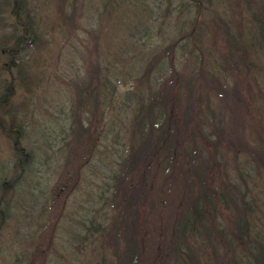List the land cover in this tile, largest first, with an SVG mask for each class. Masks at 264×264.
Masks as SVG:
<instances>
[{"label": "rangeland", "instance_id": "374dc122", "mask_svg": "<svg viewBox=\"0 0 264 264\" xmlns=\"http://www.w3.org/2000/svg\"><path fill=\"white\" fill-rule=\"evenodd\" d=\"M236 1L203 0L202 12L207 18L211 10L227 17L231 10L238 11L241 0L238 4ZM27 3L39 44L14 60L8 69L6 53L13 44L12 19L0 8V44L4 41V51L0 49V94L4 82L12 84L7 103L0 107V121L5 127L13 121L19 133L17 146L30 152V160L14 189L0 188V208L5 212L0 224V264H97L112 249L109 243H103L107 241L103 229H107L111 211L106 204L107 182L131 137L125 92L132 88L156 47L177 38L179 29L180 34L190 32L193 37L181 36L176 45V71L193 73L199 66L204 70L219 69L213 67L217 58L215 43L202 33V25L199 40H194L199 23L191 22L192 14L179 11L177 6L172 8L174 4L168 5L166 0ZM239 15L244 16L242 12ZM181 41L187 43L185 50L190 53L180 48ZM94 68L98 78L87 84V74H93ZM258 73V89H251L256 101L249 113L232 110L228 98L221 101L210 94L211 113L206 115L216 128L215 133L210 131L213 141L216 135L224 146L227 139L233 141L240 135L252 139L259 125L264 126V66ZM106 76L115 84L110 99L107 89L99 85ZM228 82L232 83L230 79ZM239 88L243 93L244 83ZM76 120L100 135L91 152L85 150L86 139L79 140L77 136ZM11 139L0 129V182L13 175L16 157ZM205 145L210 149V144ZM218 147L216 157L224 156L234 173L231 149L223 151ZM242 162L238 155L237 165ZM210 166L215 173L216 163L212 161ZM255 185L262 209L264 182L258 179ZM158 199L149 216L156 220L166 211L162 207L167 196L163 192Z\"/></svg>", "mask_w": 264, "mask_h": 264}, {"label": "trees", "instance_id": "16d2710c", "mask_svg": "<svg viewBox=\"0 0 264 264\" xmlns=\"http://www.w3.org/2000/svg\"><path fill=\"white\" fill-rule=\"evenodd\" d=\"M166 1L174 4L172 8L192 14L191 22L199 23L194 40H199L203 26L202 33L215 43L213 67L219 69L199 66L193 73L176 71V45L181 36L193 37L190 32L180 34L179 29L177 38L156 47L132 88L125 92L131 137L107 182L105 202L111 211L103 243L112 249L97 264H264V208L258 205L255 185L258 179L264 182V126L259 125L256 137L240 135L233 141L227 139L224 146L217 135L215 141L210 137L216 128L206 115L211 113V93L221 101L228 98L232 110L247 113L256 101L251 89H258V72L264 66V0H241L240 4L237 0L238 13L231 10L225 17L211 10L209 18L202 12L203 0ZM27 2L0 0V8L12 19L13 44L6 53L7 69L39 44ZM240 12L244 16L240 17ZM186 44L181 41L180 48L185 50ZM97 74L96 68L87 74V84L98 78ZM99 85L107 89L110 99L115 84L106 76ZM11 89L10 82L3 83L0 107L7 103ZM11 123L5 127L0 121V129L12 138L16 157L12 177L0 182L3 191L14 189L30 160V152L17 146L18 129ZM77 123V136L86 139L84 148L91 152L100 135L83 128L79 120ZM205 144H210V149ZM218 146L223 151L231 149L234 173L224 156L216 157ZM238 155L243 159L241 166L237 165ZM212 161L218 166L215 173ZM160 185L167 196L162 207L166 211L156 220L149 216L163 195ZM4 217L0 208V224Z\"/></svg>", "mask_w": 264, "mask_h": 264}]
</instances>
